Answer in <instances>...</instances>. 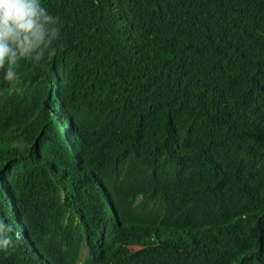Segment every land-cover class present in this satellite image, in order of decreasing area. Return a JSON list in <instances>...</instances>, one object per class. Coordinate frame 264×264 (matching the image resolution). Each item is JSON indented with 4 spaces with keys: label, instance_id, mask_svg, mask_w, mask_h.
Returning <instances> with one entry per match:
<instances>
[{
    "label": "trees",
    "instance_id": "16d2710c",
    "mask_svg": "<svg viewBox=\"0 0 264 264\" xmlns=\"http://www.w3.org/2000/svg\"><path fill=\"white\" fill-rule=\"evenodd\" d=\"M40 3L58 38L0 71V264H264V0Z\"/></svg>",
    "mask_w": 264,
    "mask_h": 264
},
{
    "label": "clouds",
    "instance_id": "9594fccd",
    "mask_svg": "<svg viewBox=\"0 0 264 264\" xmlns=\"http://www.w3.org/2000/svg\"><path fill=\"white\" fill-rule=\"evenodd\" d=\"M55 19L41 7L40 0H0V71L4 80L17 82L19 61L39 62L52 41L58 38V29L51 27ZM0 224V231L3 230ZM11 241L0 239V248Z\"/></svg>",
    "mask_w": 264,
    "mask_h": 264
},
{
    "label": "rangeland",
    "instance_id": "374dc122",
    "mask_svg": "<svg viewBox=\"0 0 264 264\" xmlns=\"http://www.w3.org/2000/svg\"><path fill=\"white\" fill-rule=\"evenodd\" d=\"M84 252H85V249H83V251H82V257H83V255H84Z\"/></svg>",
    "mask_w": 264,
    "mask_h": 264
}]
</instances>
